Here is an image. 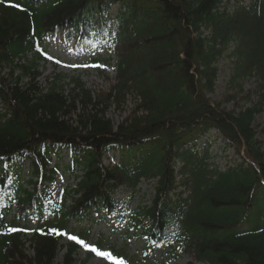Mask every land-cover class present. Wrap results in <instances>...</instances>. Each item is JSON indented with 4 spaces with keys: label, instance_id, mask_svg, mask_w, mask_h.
I'll use <instances>...</instances> for the list:
<instances>
[{
    "label": "trees",
    "instance_id": "1",
    "mask_svg": "<svg viewBox=\"0 0 264 264\" xmlns=\"http://www.w3.org/2000/svg\"><path fill=\"white\" fill-rule=\"evenodd\" d=\"M59 33L116 55L107 91L63 74L40 83ZM222 59L228 93L215 101ZM250 79L256 87L242 97ZM130 100L115 122L111 109ZM262 113L264 0H0V264H58L62 246L61 264H75L83 246L63 245L70 226L87 243L81 222L114 210L120 187L147 180L155 195L132 220L147 223L151 245H176L201 263L264 264ZM212 133L238 155L225 168L202 140ZM111 151L120 154L107 164ZM27 159L32 192L22 183ZM61 168L74 183L55 199L42 187Z\"/></svg>",
    "mask_w": 264,
    "mask_h": 264
},
{
    "label": "rangeland",
    "instance_id": "2",
    "mask_svg": "<svg viewBox=\"0 0 264 264\" xmlns=\"http://www.w3.org/2000/svg\"><path fill=\"white\" fill-rule=\"evenodd\" d=\"M67 36H55L51 40L49 47V60L42 64L40 71L43 75L40 78V83H46V78L54 74H63L67 78H79L88 88L98 91H107L115 82L116 67L115 61L110 53L102 52V59L109 58L108 62H104L99 68L94 67L90 63L94 48L90 42L76 44L69 42ZM59 61V62H57ZM75 65V66H71ZM220 75L216 92L212 95L213 100H222L228 93L227 75L229 73V60L222 59L219 63ZM256 87L255 79H250L245 83V93L240 94L242 97L246 95L247 90H253ZM230 93H234L231 91ZM240 97V96H239ZM239 99V98H238ZM240 105L244 104V100H240ZM228 108L234 107V102L225 103ZM133 108V102L130 100L126 105L113 107L109 116L115 121L120 122ZM258 137L264 142V113L260 114L256 120ZM204 142L208 141L211 150L216 157L217 163L221 167H225L230 159L237 154L234 153V148H227V141L219 134H212L203 138ZM227 149V150H226ZM226 150V151H225ZM113 153L110 152L106 158V163H110ZM118 152L116 153V157ZM111 158V159H110ZM67 156L63 161H67ZM116 159L113 160L115 162ZM27 168V167H26ZM57 184L54 186L57 193L59 188L67 183L73 184L74 179L65 174L64 178L59 179L57 176ZM154 195V182L151 180L143 181L137 190L131 191L120 188L114 195L113 206L116 208L114 212L102 211L95 216L93 222L85 220L82 228L90 232V245L96 244L103 240V251L114 246L116 250H120L127 257L122 258L125 264H207L195 261L190 256L184 254L181 250L174 251L173 248L166 245H158L154 248L147 249V237L143 234L142 227L136 228L131 219H135L143 206L151 204ZM122 224V225H121ZM121 226V227H120ZM65 249L59 254L58 262L62 263ZM112 252V251H111ZM91 253V256L89 257ZM117 256L116 253L112 252ZM118 254V253H117ZM111 264V262L98 257L92 251L85 248L77 255L76 264Z\"/></svg>",
    "mask_w": 264,
    "mask_h": 264
},
{
    "label": "snow or ice",
    "instance_id": "3",
    "mask_svg": "<svg viewBox=\"0 0 264 264\" xmlns=\"http://www.w3.org/2000/svg\"><path fill=\"white\" fill-rule=\"evenodd\" d=\"M17 7H19V5H17ZM49 58L51 59V57H49ZM57 62H59V61H57ZM71 66H75V65H71ZM9 231H17V229H9ZM51 231L56 232L57 230L52 229ZM69 239L78 242L86 250L92 251L98 257L111 262V264H125V261L123 259L118 258L117 256L113 255V253L111 251H103V250L99 249L98 247H96L95 245H90V244L86 243L84 240L80 239L79 237H77L75 235L69 236Z\"/></svg>",
    "mask_w": 264,
    "mask_h": 264
}]
</instances>
